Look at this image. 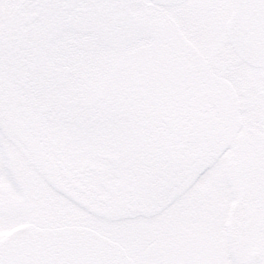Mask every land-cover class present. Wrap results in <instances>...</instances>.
Masks as SVG:
<instances>
[{
	"label": "rangeland",
	"instance_id": "obj_1",
	"mask_svg": "<svg viewBox=\"0 0 264 264\" xmlns=\"http://www.w3.org/2000/svg\"><path fill=\"white\" fill-rule=\"evenodd\" d=\"M185 7L173 17L171 10L155 11L147 0H90L80 6L82 14L56 10L46 0H0V240L24 225L82 226L122 245L135 264H253L255 253L260 256L257 264H264V71L240 67L243 84L231 94L240 107L237 116H223V137L214 141L213 133L208 144L212 155L202 167L185 160L181 178L189 186L171 206L168 198L158 196L169 133L159 124L155 109L143 110L139 95H124L131 86H124L125 78L132 83L142 76V62L182 56L178 34L193 42L200 55L223 50L232 1L191 0ZM14 11L35 18L19 47L12 43L14 31L8 26ZM172 40L175 54L169 52ZM13 56L21 66L22 81L11 65ZM9 89L18 91L26 109L34 104L38 110L49 107L34 113L41 116L37 118L49 144L56 145L52 155L70 163L78 180L96 190L97 198L109 205L120 195L129 197L134 189L147 199L144 206L152 215L111 222L56 193L12 136L11 102H4ZM100 95L103 100L90 110ZM68 103L74 107L65 106ZM108 104L109 110L123 111L118 125L132 135L136 132V139L128 133L127 143L105 139L106 146L89 150L95 142L88 139L92 129L98 134L105 131L93 119ZM20 105V114L13 119L25 121L28 112L22 113ZM68 108L78 116L77 123H69L72 127L61 120ZM92 150L121 154L120 170L106 172L102 187L97 176L78 170V165L103 166ZM159 203L162 209L157 214Z\"/></svg>",
	"mask_w": 264,
	"mask_h": 264
},
{
	"label": "flooded vegetation",
	"instance_id": "obj_2",
	"mask_svg": "<svg viewBox=\"0 0 264 264\" xmlns=\"http://www.w3.org/2000/svg\"><path fill=\"white\" fill-rule=\"evenodd\" d=\"M87 1L90 0H46V3L53 5L56 10L83 14L84 12L80 6ZM190 1L188 0L180 6L169 8L153 7V9L157 12L171 10V15L175 17L176 11H182ZM197 9L201 11L207 10L205 7H198ZM232 12L233 7L229 18ZM229 18L225 22V25ZM10 19L11 23L8 26H12L14 31L12 43L15 44L14 46L19 47L24 33L26 31L29 32L35 19L26 18L21 13L15 11ZM26 22L27 24H25ZM225 25L224 35L226 37ZM178 39L177 43L180 50L175 49V41L172 40L168 44L169 52L175 54L176 50H178L182 53V56H157L155 61L142 62L143 75L141 76L140 74L132 83H129L130 79L128 77L124 80V86L131 85L125 89L124 95H139L141 100L145 102L142 105L143 110L149 112L155 109L160 118L159 124H162L169 133V144L165 148L162 160L163 168L159 172L160 187L158 189V196L163 199L168 198L169 206L175 204L178 199L184 196L185 190L189 186V181H183L181 178L185 160L190 163L193 162L196 167H202L212 155L208 152V144L212 139L213 133L215 132V137L213 136L214 141L220 140L223 137L222 130L220 129L221 124L224 122L223 116H231V114L233 118L237 116V111L240 107L234 98L231 97V94H236L240 84H243V77L240 73L238 76L240 67L247 66L252 70H258L248 66L235 55L227 37L225 45L222 46L223 50L217 48L216 52H209L206 56L200 55L199 48L182 34H178ZM11 60V65H14L17 69L18 78L22 77L23 79L21 66H17L14 56ZM251 81L255 85L252 79ZM248 85H250L249 89L251 90L250 81ZM9 91L10 93L4 98V102L6 104L8 101L11 102L9 105V127L12 136L19 142L24 152L33 157L37 167L46 176L56 193L76 206L90 212L92 215L111 222L131 221L137 217L145 218L152 215V209H147L144 206L147 203V199L142 196V193L137 194V191L134 189L130 191L129 197L125 193L116 197V200L112 201L109 205H107V200L100 197L97 198L96 190L89 188L83 181L78 180V177H76L78 175L77 171L74 172L70 163L65 162V159L56 160L52 155L56 149V145L49 144L45 131L38 119L41 116L34 113L35 111L47 112V110L49 111V107L38 110L34 104L29 109H26L27 105L25 103L22 104L21 96L17 93L18 91L16 89H9ZM115 94L112 91L111 95L115 96ZM101 100H103V97L100 95L95 99L96 103L90 105V110L96 109ZM209 100H215V104H209ZM19 104H21L22 113L28 112L25 121L18 120V118L13 119V116H16L17 113L20 114L18 111ZM120 105L118 104V107ZM65 106L74 107V104L68 103ZM106 106V108H101V114L93 119L95 123L100 124L97 126H100L101 129L105 128V131L98 134L96 128L92 129V136L88 137V139L92 137L95 142H92L94 144L92 146L90 143L88 146L89 150H96L98 144L102 146L100 148L106 146L108 141H105V139L110 141L117 139L121 144L127 143L130 137L128 133L132 135L131 132L126 131L124 126L118 125V121L122 119L121 112L123 113V111L109 110L110 105ZM67 110V113L63 112L61 114V120L66 127H72L69 123H77L78 116L74 109L68 108ZM253 110H256V108ZM71 111H73L72 115ZM148 115L149 113L145 112L143 117H147ZM135 116L137 115L134 114L132 117ZM115 117H117V120L114 123L112 119ZM120 117L121 119H118ZM144 129L147 128L144 127ZM152 130L153 127L151 125L149 132ZM135 134L133 133L132 135L134 139H136ZM85 137L87 136L85 135ZM137 138L139 139V137ZM97 139H100V142H97ZM94 151L92 150V154L97 159L92 158L102 162L103 166L96 167V165L88 166L85 164L83 167H80L78 165V170L84 173L85 170H88L90 174L97 176L102 187L104 186L106 172L116 173L120 170L121 154L117 155L109 152L101 154ZM68 156L69 152L67 151L66 157ZM80 157L81 155H79ZM108 157L114 159L110 161L107 159ZM113 160L117 165L116 168L113 167ZM125 192H128V190ZM161 205L159 203V208L156 211L157 214L162 209ZM83 228L90 229L88 227Z\"/></svg>",
	"mask_w": 264,
	"mask_h": 264
},
{
	"label": "water",
	"instance_id": "obj_3",
	"mask_svg": "<svg viewBox=\"0 0 264 264\" xmlns=\"http://www.w3.org/2000/svg\"><path fill=\"white\" fill-rule=\"evenodd\" d=\"M156 6L180 5L186 0H151ZM235 12L226 27L236 55L264 69V0H234ZM112 161L114 158H107ZM113 167L117 165L113 160ZM260 261L252 255L253 264ZM0 264H135L125 251L91 230H57L22 226L0 241Z\"/></svg>",
	"mask_w": 264,
	"mask_h": 264
}]
</instances>
